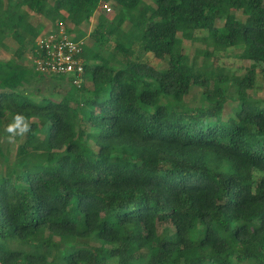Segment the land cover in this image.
I'll list each match as a JSON object with an SVG mask.
<instances>
[{
    "label": "trees",
    "instance_id": "trees-1",
    "mask_svg": "<svg viewBox=\"0 0 264 264\" xmlns=\"http://www.w3.org/2000/svg\"><path fill=\"white\" fill-rule=\"evenodd\" d=\"M153 1L0 0V45L17 43L0 60V129L17 113L31 125L16 160L2 159L0 264H264V103L248 93L264 64V0ZM32 11L54 28L99 13L101 49L82 52L92 89L21 61L44 30ZM184 38L212 49L191 64ZM229 49L251 61L245 74L221 62ZM195 87L203 106L184 101Z\"/></svg>",
    "mask_w": 264,
    "mask_h": 264
},
{
    "label": "rangeland",
    "instance_id": "rangeland-1",
    "mask_svg": "<svg viewBox=\"0 0 264 264\" xmlns=\"http://www.w3.org/2000/svg\"><path fill=\"white\" fill-rule=\"evenodd\" d=\"M9 2L10 4H12V3H15V0H9ZM28 2L29 0H25V2L22 3L20 8L28 9L29 8ZM145 2L149 4L151 9L155 8L156 6L155 1L153 0H145ZM108 7L110 10L103 8L102 12L105 13L108 19L110 20L114 19L117 16V14L120 12V8L115 6V3L113 1H110L108 3ZM235 13L240 18L245 17V15H243L242 11L240 10H235ZM31 14L34 17V21H37L38 19H40L41 21H43V24L45 23L44 30L41 32L42 35L52 29H55L54 28L55 26L51 22L46 21L45 18L36 15L33 11L31 12ZM98 15L99 13L94 15L90 22H85L79 28H76L70 21H64L61 27L64 28L67 32L69 31L68 33L70 34L69 36L71 37L83 35L80 37V39L84 41L87 51L91 48L94 49L95 51H99L101 49V46L97 43H94L91 37V31L94 29V27L97 24ZM120 23L124 29H128L132 27V24L130 23L127 17L125 18L123 22L121 21ZM219 25H222V22H220ZM197 35L205 36L208 34H207V31H200V32H197ZM179 36L182 37L181 33H179ZM112 44L113 43H111V45ZM6 46L7 48L3 45H0V60L2 61H6L14 57L13 52L17 48V43L11 37H8V39L6 40ZM183 46H184V51L188 55V60L191 64L194 61L197 51L204 50V49H212V46L208 45L204 39L190 40V39L184 38ZM105 54L106 56L108 55L107 52H105ZM30 55L31 53L30 51H28L25 54V57L23 58V60H21L24 64L28 66H32L33 64V61L30 60ZM221 56H222L221 62L227 67L231 68L232 71L235 72L237 75L245 74L247 71V67H249V65L251 64L250 60L241 58L238 54H236V51L234 49H229L226 52H223ZM83 58L85 59L86 63H90V64L95 63L94 60L92 59L90 60V58H88L87 56L85 57L83 56ZM203 58L204 56L201 54L198 60L200 64L202 63ZM147 61H149L151 64H153L154 66L160 69L167 67L166 61L159 60L152 53L147 54ZM263 69H264V64L258 66L257 68L258 76H257L256 86L253 89L248 90V93L251 96V98H253L254 100H261L262 103H264V70ZM64 79L66 80V83L69 84L67 80H69L70 78L64 77ZM82 84H84L89 89L93 88L92 81L86 77L84 78ZM66 87L68 88V85ZM45 88L47 87H44V89ZM229 93L233 95L234 97L237 96V89L235 88L233 84L230 85ZM54 97L57 100L61 96L57 95ZM184 101L186 104L190 106L205 105V103L201 99V88L195 87L193 91L188 96L185 97ZM238 103L239 101L237 98H234L230 100L229 102H227L224 108V112H223L224 119L228 118L229 116L234 115ZM81 116L84 118L86 117L85 114H81ZM16 145H17V141L15 139L12 141H9L8 136L6 135V131L0 129V146L2 147V150H0V176H5V177L10 176V170L8 169V167H6L7 164L5 163V161L2 162V159H3V155H5L8 157L9 161L11 162L15 161L16 160V157H15ZM233 264H237V263L234 261Z\"/></svg>",
    "mask_w": 264,
    "mask_h": 264
},
{
    "label": "built area",
    "instance_id": "built-area-1",
    "mask_svg": "<svg viewBox=\"0 0 264 264\" xmlns=\"http://www.w3.org/2000/svg\"><path fill=\"white\" fill-rule=\"evenodd\" d=\"M103 8L110 10L108 4ZM69 35L62 27L39 35L36 39L35 54L31 53L30 60L42 74L63 75L70 78L67 81L81 85L85 71V60L82 56L85 43Z\"/></svg>",
    "mask_w": 264,
    "mask_h": 264
},
{
    "label": "clouds",
    "instance_id": "clouds-1",
    "mask_svg": "<svg viewBox=\"0 0 264 264\" xmlns=\"http://www.w3.org/2000/svg\"><path fill=\"white\" fill-rule=\"evenodd\" d=\"M9 141L14 140L17 136H24L31 131V125L28 118L22 113H17L5 129Z\"/></svg>",
    "mask_w": 264,
    "mask_h": 264
}]
</instances>
